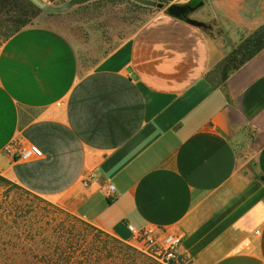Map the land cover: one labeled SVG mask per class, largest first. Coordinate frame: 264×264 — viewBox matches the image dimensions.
<instances>
[{
    "label": "crops",
    "instance_id": "obj_1",
    "mask_svg": "<svg viewBox=\"0 0 264 264\" xmlns=\"http://www.w3.org/2000/svg\"><path fill=\"white\" fill-rule=\"evenodd\" d=\"M202 1L209 27L159 12L90 67L52 23L7 39L0 175L121 241L170 229L193 264H264V47L219 66L264 0ZM14 140L43 156L13 159Z\"/></svg>",
    "mask_w": 264,
    "mask_h": 264
},
{
    "label": "rangeland",
    "instance_id": "obj_2",
    "mask_svg": "<svg viewBox=\"0 0 264 264\" xmlns=\"http://www.w3.org/2000/svg\"><path fill=\"white\" fill-rule=\"evenodd\" d=\"M32 1L43 10L38 16L41 19H33L32 24L52 23L65 29L84 67L92 66L97 54L107 52L157 13H166L168 5L188 2L154 0L161 4L154 7L135 0H91L72 5V0ZM6 180H0V252H3L0 262L3 264L36 262L40 249L52 248V237L57 232L78 239L98 264H159L132 241H121Z\"/></svg>",
    "mask_w": 264,
    "mask_h": 264
},
{
    "label": "trees",
    "instance_id": "obj_3",
    "mask_svg": "<svg viewBox=\"0 0 264 264\" xmlns=\"http://www.w3.org/2000/svg\"><path fill=\"white\" fill-rule=\"evenodd\" d=\"M201 2L202 0H189L187 3L201 5ZM42 13L43 10L32 0H0V46L16 32L31 25L33 19ZM263 47L264 24L256 28L226 55L219 65L222 76L225 75L226 70L239 67ZM0 180L7 181L2 176ZM55 234L52 237V248L39 250V260L34 263L24 261L18 264H98L78 239L70 238L63 232ZM0 257H3V252H0Z\"/></svg>",
    "mask_w": 264,
    "mask_h": 264
},
{
    "label": "built area",
    "instance_id": "obj_4",
    "mask_svg": "<svg viewBox=\"0 0 264 264\" xmlns=\"http://www.w3.org/2000/svg\"><path fill=\"white\" fill-rule=\"evenodd\" d=\"M4 152L13 159L29 161L43 156L40 147L33 143H22L18 140L11 141L4 147ZM108 195L114 192V186H106ZM132 242L136 248L159 264H193V257L187 252H181L182 235L170 229H156L144 227L134 229Z\"/></svg>",
    "mask_w": 264,
    "mask_h": 264
},
{
    "label": "water",
    "instance_id": "obj_5",
    "mask_svg": "<svg viewBox=\"0 0 264 264\" xmlns=\"http://www.w3.org/2000/svg\"><path fill=\"white\" fill-rule=\"evenodd\" d=\"M91 0H72L70 2V4H82L85 2H88ZM137 2H140L142 4L145 5H149V6H154V7H161V4L154 1V0H135ZM200 6V4H196V5H190L188 3L185 4H170L166 7V13L172 17L175 18H179V19H183L186 22L195 25L197 27H206V23L204 21L201 20H197L195 18L189 17V13L193 12L194 10H196L198 7ZM42 7V6H41Z\"/></svg>",
    "mask_w": 264,
    "mask_h": 264
},
{
    "label": "flooded vegetation",
    "instance_id": "obj_6",
    "mask_svg": "<svg viewBox=\"0 0 264 264\" xmlns=\"http://www.w3.org/2000/svg\"><path fill=\"white\" fill-rule=\"evenodd\" d=\"M191 5V4H190ZM193 12H191V13H189L188 15H189V17H191V14H192ZM210 26V23H206V27H209Z\"/></svg>",
    "mask_w": 264,
    "mask_h": 264
}]
</instances>
